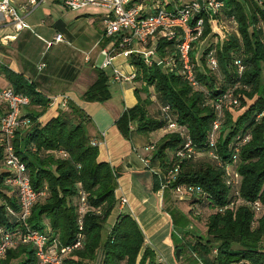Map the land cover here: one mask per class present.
Listing matches in <instances>:
<instances>
[{"label": "trees", "instance_id": "trees-1", "mask_svg": "<svg viewBox=\"0 0 264 264\" xmlns=\"http://www.w3.org/2000/svg\"><path fill=\"white\" fill-rule=\"evenodd\" d=\"M223 2L224 14L234 16L238 23V35L231 34L218 46L207 17L203 13L196 16L203 17L205 28L201 39L208 40L200 64L194 48L198 41L190 52L196 85L187 81L179 65L161 69L157 60L178 54L175 41L157 38L153 47L155 57L149 65L137 55L129 56L135 67L133 80L140 82L141 88L134 87L136 103L125 108L114 124L126 140L132 134L148 137L157 130L164 131L156 144L152 140L148 143L154 142L151 162L162 176L178 166L177 174L162 194L163 209L171 221L170 241L174 250H180V261L188 255L183 260L189 264H264V0ZM108 41L105 39L101 46ZM211 49L217 60L215 70L207 63ZM235 60H240L241 72ZM2 71L15 92L27 94L29 105L41 108L40 112L25 114L32 123L15 132L13 146L25 164L33 189L46 190V195L22 221L17 191L5 182L9 173L3 166L0 148L2 232H41L47 236V248L70 244L78 232L79 191H84L91 208L83 217L84 238L81 247L65 257L64 264H165L157 259L151 247L145 246L143 232L126 211H118L103 234L104 224L118 203L115 190L120 174L99 158V149L91 144L93 137L87 132L89 119L84 111L69 101V113L59 109L57 115L42 124L37 117L46 109L49 98L37 91L23 74L6 66ZM108 81L106 71L98 68L95 80L82 98L89 102L107 100L111 95ZM227 93L236 102L221 105L222 122L216 142L219 159H215L208 154L207 138L216 116L214 105ZM154 105L156 111H152ZM164 107H168L166 112ZM240 109L241 113L235 116L234 112ZM4 111L5 106L0 103V117ZM169 122L176 123L181 131L165 130ZM245 137L247 141L233 159L235 145ZM187 138L195 154L179 158L177 151ZM225 164H230L238 176L235 188L225 182L222 167ZM179 185L195 188L176 200L189 201L190 215L198 212L193 219L203 221L205 236L193 234L186 238L190 232L186 229L187 213L169 204L172 190ZM159 188L158 175L152 174L151 191L157 192ZM256 201L261 205L259 211L250 204ZM200 206L207 212H201ZM0 264H38L35 248L19 242L6 249L0 256Z\"/></svg>", "mask_w": 264, "mask_h": 264}, {"label": "built area", "instance_id": "built-area-1", "mask_svg": "<svg viewBox=\"0 0 264 264\" xmlns=\"http://www.w3.org/2000/svg\"><path fill=\"white\" fill-rule=\"evenodd\" d=\"M44 0H0V15L9 19L16 31L28 28L25 22L26 17L38 7ZM61 0L64 7L70 11H80L86 7H100L104 10L101 16L100 23L102 28L103 39L111 40V47L102 46L99 49V55L102 57L99 68H111V81H128L132 80L135 73L128 76L123 75L118 68L114 66L113 59L116 55L128 57L132 54L139 56L147 65L154 56V45L156 39L162 38L166 40H173L176 43L177 57H165L162 60H157L159 65L164 68H172L177 65L181 68V73L187 81L196 85L193 63L191 61L190 52L193 48V43L201 39L204 33V19L202 16L196 18L197 15L203 13L208 23L216 19V25H224L229 22L232 28L237 26L234 16L222 17L224 2L223 0ZM170 8L167 9L166 6ZM19 11V12H18ZM212 30V27H210ZM213 31V30H212ZM211 33H216L212 32ZM238 35V32H235ZM217 34V33H216ZM15 36H5L2 38L3 43L14 39ZM206 39V38H204ZM63 36L57 33L53 37V42H62ZM52 42H48L50 45ZM195 48V46H194ZM207 63L209 68L215 70L217 68V60L215 52L211 49L208 52ZM235 66L241 72L243 66L240 60H235ZM43 64L38 65L41 70ZM59 100V108L67 109L69 98L62 94L53 96L49 99V104H53ZM226 101L236 102L232 99L231 93H227L222 99H219L215 105L216 116L212 121V127L208 134L207 143L210 148L209 156L219 159L217 155V135L222 122L221 105ZM0 103L5 106L4 114L0 117V148L3 154V166L8 171L9 176L5 182L11 187L15 188L18 195L19 208L21 211L20 219L24 221L31 213L32 206L42 197L46 195V190L33 189L30 178L25 167V164L20 160L14 151L13 138L15 132L20 127L29 126L30 120L25 114H21V109L25 108L30 103V97L27 94L15 92L9 85L0 89ZM168 107H164L166 112ZM133 128L131 125L129 126ZM167 131H181L180 127L174 123L169 122L165 128ZM188 137V136H186ZM104 138V133L101 132L99 138L91 139V144L99 146L101 140ZM248 137H245L239 144L234 147L233 159L239 152L242 143L246 142ZM154 142L147 144V148L153 149ZM61 155H66L65 152L60 151ZM191 154H195V149L190 139H186L183 148L177 151L179 158H188ZM146 168L150 161L148 158L141 159ZM224 170L225 182L231 188H235L238 183V176L230 164L222 165ZM149 170V169H148ZM150 170L160 174L157 168H150ZM178 166H175L167 175H163L164 181L160 184V191H163L169 184H171L172 177L177 174ZM194 187L185 188L177 186L172 190V193L179 199L188 195L194 190ZM117 190V188H116ZM115 190V191H116ZM121 205L126 203L124 197H119ZM252 204V208L256 211L260 210V203L258 201ZM88 206L86 194L84 191H79L78 207H77V235L74 240L67 245H55L47 248V236L38 231H26L21 233L14 231L12 233H3L0 227L1 242H0V256H3L6 249L16 245L19 242L29 243L35 248V253L38 258V264H64V259L68 254L76 248L81 247L83 241V217L90 211ZM192 216L198 214L193 211ZM243 264V263H240Z\"/></svg>", "mask_w": 264, "mask_h": 264}, {"label": "crops", "instance_id": "crops-1", "mask_svg": "<svg viewBox=\"0 0 264 264\" xmlns=\"http://www.w3.org/2000/svg\"><path fill=\"white\" fill-rule=\"evenodd\" d=\"M24 29L16 31L10 20L5 19L0 15V76L5 81V85L1 87L10 85L5 79L2 71L3 66H6L15 72L23 74L27 79L34 83L37 91L43 93L49 99L53 96L64 94L69 98V101L78 105L89 119L87 123L88 135L93 138H99L100 133H104V138H102L103 140H101L102 142L98 146L99 158L107 161L115 169L121 171V174L117 179L118 186L115 191V196L118 200L119 197H124L126 203L121 205L118 201L117 206L114 209L116 210V215L118 211H126L136 220L143 232L145 246H149L155 251L159 261H162L165 264H189L183 260L188 255L182 256L181 261L175 258V250L169 237L171 221L169 215L163 209V191H151L152 177L141 161V159L144 158V156H142L143 153H146L144 149L141 151L142 147H145L148 144L146 137L143 135L132 134L130 140L124 139L114 124L121 112L116 113L112 111L105 112L96 110L97 114L93 113L95 115L94 117H98V120H94L93 113H91L92 104H90V107H86V104L79 101L84 91L96 78L97 69L99 68L98 65L100 64L97 62L99 53L97 52V55L94 58L89 55L83 56L84 58L78 56L79 60H77L76 57L75 59L71 58V60L68 61L71 63L70 67L62 66L63 64L60 66V62L64 61V58L60 57L50 58L43 62L41 61L44 60L42 55L38 59L41 60L33 63L32 66H30L29 63H19V61L13 56L12 50L18 46L16 41L19 39L20 33H27ZM5 36H15V38L7 41V43H3L2 38ZM104 40L105 39H103L102 35L98 36L97 41L91 47V51L96 50L98 44L101 46ZM48 42L52 43L48 45ZM62 42L67 41L63 40ZM62 42H53L52 38V41H46L44 48L50 49L52 46H57V49L61 51L59 43L61 44ZM108 42H111V40L109 39ZM81 59H83L84 62H89V60H91L93 64L90 67L88 65L85 66L82 64L83 61ZM53 62H56L55 65ZM113 62L114 66L118 68L123 75L128 76L131 73H135V67L130 64L129 58L126 60L125 57L118 54L114 57ZM40 64H43L41 70L38 69V65ZM66 68L67 72L64 75L62 71ZM103 70L109 71V73L107 72L109 75V89L113 92L121 90L124 99L123 101H125L126 104H124L123 110L133 106L136 103L134 80H128V82H131L132 89L130 90V88L127 87L128 82L126 81H111V68H105ZM58 104L59 100L53 104L48 103L44 112L37 117V121L43 124L52 116L57 115L58 110L60 109ZM31 107L33 109H31ZM25 109L26 112H24V114L30 111L40 112L41 110L37 105H29ZM160 131L163 130H157L150 135L153 136V134L159 133ZM162 134H160L159 137H161ZM141 167H143L144 170H139ZM115 217L113 219H115Z\"/></svg>", "mask_w": 264, "mask_h": 264}, {"label": "rangeland", "instance_id": "rangeland-1", "mask_svg": "<svg viewBox=\"0 0 264 264\" xmlns=\"http://www.w3.org/2000/svg\"><path fill=\"white\" fill-rule=\"evenodd\" d=\"M60 1L61 0H44L38 7H36L26 17L25 22L27 23L28 28L27 29L25 28L24 31H26L27 33L26 34L25 32L23 34L20 33V37L16 41V43H18V46L15 47L14 50H12L13 56L16 58V60L19 61V63H26V64L29 63L30 66H32L33 63L41 60L38 59L42 55L44 60L41 61L43 62H45V60H49L50 58L60 57V58H64V61L60 62V66L63 64L62 66L70 67L71 63L68 61L71 60V58L75 59L76 57L77 60H79L78 56L83 57L85 55H89L94 58L97 55V52L99 53L98 49H100L101 47L99 44L98 47H96V50L91 51L92 50L91 47L97 41L98 36L102 35L100 16H102L104 10L100 7L90 6L80 11H70L64 8V6ZM145 1L147 2L151 0H145ZM182 1L184 2L186 0H182ZM222 17L223 18L226 17L224 12L222 13ZM209 25L210 27H212L213 31L212 30L211 31L217 33V34L214 33L215 36L213 37V41L216 42L218 46L220 45V41L227 38L231 34L238 32V25L236 26L234 31L233 30L234 27L232 28V25L229 22L224 23V25H216V19H214V21L210 22ZM56 33H61L64 37V40L67 41V42H62L61 44L59 43V46H61L60 47L61 51L57 49V46H52L50 49L48 48L45 49L44 45H46V41H50V40L52 41V38ZM111 45H112L111 42H107L105 44V46L108 48H110ZM207 45H208V40L204 38L201 42L195 45V52H196L195 57L199 64H200L199 59L201 52L203 48L206 47ZM97 59H98L97 62L100 63L102 57L99 55ZM125 59L127 60L128 57H125ZM81 60L83 61V59ZM55 63L56 62H53L54 65ZM82 64L85 66L88 65L90 67L93 64V62L91 60H89V62L83 61ZM160 67L161 69L164 68L163 65H160ZM66 72H67V68L62 71L64 75L66 74ZM107 72L109 73L108 70H106V73ZM216 74L218 76V79H220L221 76L218 75V73ZM218 82L220 83V81ZM4 83H5L4 79H2V77L0 76V89L3 88L1 86L5 85ZM136 86L141 88L140 82L136 81L134 87ZM127 87L130 88V90L132 89L131 82L127 83ZM151 89L152 88L150 87L149 90ZM110 93H111L110 97L103 102H89L84 100L82 96L79 99V101H82L83 104H86V107H90V104H92L91 113L94 112L95 114H97L96 110L122 113L125 101H123L124 99L121 90H116L115 92L110 90ZM25 108L21 109V114H24V112H26ZM31 109L33 108L31 107ZM157 109L158 108L156 105L152 107V111H156ZM241 111L242 109L238 110L237 112L235 111L234 115L235 116L238 115L239 113H241ZM94 113L92 114L93 117L95 116ZM94 120H98V117L97 116L94 117ZM23 128H27V126L20 127V129ZM162 133H164V131H160L159 133L153 134V136L149 135L148 137H146V139L147 141H150L151 139L156 144V142H158L160 138L159 135ZM143 149L146 153H143L142 156L148 158L150 161L149 165L145 169L146 170L149 169L147 170V172L150 174L151 177L152 174L158 175L159 184H161V182L164 181L163 176L161 174H158L150 170V168H154V164L151 162V155L153 150L150 148H147V150H145V147H142L141 151H143ZM140 169L144 170L143 167L139 168V170ZM118 172L119 174H121L120 173L121 171L118 170ZM178 197H179L178 195L175 196L173 193H171L169 197V204L171 206H175L183 210L184 213H187L186 217L189 223L186 229H190V232L186 236V238L190 239V237L193 236V234H199L205 236V226L203 224V221L200 219L198 220L196 217L193 219L192 216L193 214L190 215L188 213V209L190 206L189 201L176 200V198ZM201 212L203 213L207 212L204 206L201 207ZM115 215H116V210H113L111 215L107 219L106 223L104 224L103 234H105L106 229H108L112 225L114 220L113 218L115 217Z\"/></svg>", "mask_w": 264, "mask_h": 264}, {"label": "water", "instance_id": "water-1", "mask_svg": "<svg viewBox=\"0 0 264 264\" xmlns=\"http://www.w3.org/2000/svg\"><path fill=\"white\" fill-rule=\"evenodd\" d=\"M174 254H175V258H176V259H179V257H180V250L177 248V249L175 250Z\"/></svg>", "mask_w": 264, "mask_h": 264}]
</instances>
